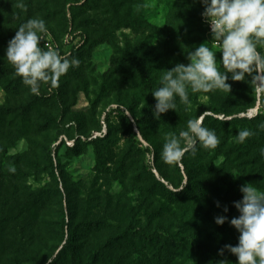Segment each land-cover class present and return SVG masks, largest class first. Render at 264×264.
Wrapping results in <instances>:
<instances>
[{"label": "rangeland", "instance_id": "1", "mask_svg": "<svg viewBox=\"0 0 264 264\" xmlns=\"http://www.w3.org/2000/svg\"><path fill=\"white\" fill-rule=\"evenodd\" d=\"M203 11L201 0H0V59L9 63L7 43L17 28L41 18L51 47L80 61L60 78L58 101L37 97L14 74L0 85V264H69L57 225L62 208L82 259L102 251L96 264L237 259L218 250L235 246L239 232L214 218L239 216L233 202L242 199L241 185L264 191V130L258 127L264 94L251 76L229 78L230 92L193 93L189 87L187 105L178 99L176 111L134 127L146 92L133 60H142L152 81L160 82L206 42L224 71ZM40 91L46 92L45 84ZM193 118L215 130L219 146L197 145L194 156L166 163V135H179ZM244 128L256 135L240 144L237 133ZM54 168L58 182L50 174ZM161 184L192 192L169 200ZM131 224L155 236L130 233Z\"/></svg>", "mask_w": 264, "mask_h": 264}, {"label": "clouds", "instance_id": "2", "mask_svg": "<svg viewBox=\"0 0 264 264\" xmlns=\"http://www.w3.org/2000/svg\"><path fill=\"white\" fill-rule=\"evenodd\" d=\"M201 3L204 5L201 15L209 23L212 39L217 42L221 53L219 63L224 71L218 68L216 51L206 42L201 43L188 53L190 63H177L167 70L160 85L152 91L156 119L170 109L176 111L178 99L187 105L189 87L193 93L230 92L229 78L242 81L251 76L258 92L264 94V51H261L264 46V0H201ZM47 34L48 27L43 19H28L17 28L6 48L5 55L16 75L35 95H40L42 84H48L50 91L59 87L60 78L80 63L75 58L70 60L56 48L41 47ZM258 127L264 130V122ZM254 135L256 133L249 128L238 130L237 142L243 144ZM219 144L215 130L205 127L202 119L193 118L179 135H166L161 157L166 163L175 164L189 152L194 156L197 145L214 150ZM260 156L264 158V148L260 150ZM10 171L15 172V169ZM240 192L242 199L233 202L239 216L230 221L225 215L214 218L217 225L228 221L239 232L238 243L224 245L218 254L223 255L226 249L236 256L237 264H264V191L249 183L241 185ZM223 211L226 213L228 208L225 206ZM227 262L220 261L219 264Z\"/></svg>", "mask_w": 264, "mask_h": 264}, {"label": "trees", "instance_id": "3", "mask_svg": "<svg viewBox=\"0 0 264 264\" xmlns=\"http://www.w3.org/2000/svg\"><path fill=\"white\" fill-rule=\"evenodd\" d=\"M15 35V32L12 36ZM46 39V36L44 37L43 41L41 42V47H44V40ZM55 48L58 49V46L55 45ZM46 49V48H45ZM131 65L133 67V70L138 74L140 77L141 81L144 84L145 92H146V105L143 110L142 115L140 118H137L134 121V127H140V123L143 122L144 120H148L152 117L153 115V109L155 106V98L152 95V91H154L159 85L160 82H154L150 78L149 75V70L148 68L142 66V60H133L131 62ZM10 74L16 75V72L13 68V66L10 63H7L0 59V85L4 84V81H6V77ZM18 77V76H17ZM46 85V92L42 93L40 91V95H37L39 98H53L54 100H59V87L52 89L51 91L49 90V85ZM206 110V108H203V112ZM57 148H54L53 151H49V154L55 153ZM51 177L54 181L58 182V176L56 173V169H52L50 171ZM193 185V184H192ZM195 190H199L200 186L194 184ZM161 189H164L162 194L165 195L169 200H177V199H184L188 198L191 195L192 190L187 189L186 191L178 189L177 186H175V190H168L164 188V186L161 184L160 185ZM68 216L66 213V209L62 208L57 216V225L59 226L61 230V236H62V244L61 247L63 251L66 254L67 260L69 264H96L97 261L99 260V257L103 254L102 251L100 250H92L87 253L86 257L82 259L80 256L78 250H77V245L75 243V234H76V229L75 228H70L69 230L67 229L68 226ZM127 231L130 233H136L140 237L143 238H148L152 239L155 236V233H149L146 231L145 228L137 225V224H131L127 227ZM125 233V232H124ZM124 233L117 235L116 237L123 238ZM212 264H219L220 261H228L227 264H237V259L234 258H229L227 256H219L211 257Z\"/></svg>", "mask_w": 264, "mask_h": 264}, {"label": "built area", "instance_id": "4", "mask_svg": "<svg viewBox=\"0 0 264 264\" xmlns=\"http://www.w3.org/2000/svg\"><path fill=\"white\" fill-rule=\"evenodd\" d=\"M207 26H208V31L211 32V29H210V25L209 23H207ZM44 47L47 49L48 47H51L50 43L48 42V40L45 39L44 41ZM55 47V46H53Z\"/></svg>", "mask_w": 264, "mask_h": 264}]
</instances>
